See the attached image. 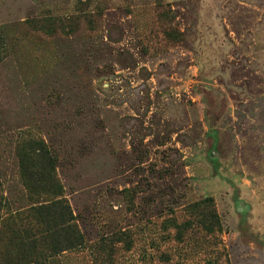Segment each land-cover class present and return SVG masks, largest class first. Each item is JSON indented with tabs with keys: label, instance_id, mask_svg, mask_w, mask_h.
<instances>
[{
	"label": "rangeland",
	"instance_id": "obj_1",
	"mask_svg": "<svg viewBox=\"0 0 264 264\" xmlns=\"http://www.w3.org/2000/svg\"><path fill=\"white\" fill-rule=\"evenodd\" d=\"M0 32V264L54 201L84 244L45 264H264V0H0Z\"/></svg>",
	"mask_w": 264,
	"mask_h": 264
},
{
	"label": "trees",
	"instance_id": "obj_2",
	"mask_svg": "<svg viewBox=\"0 0 264 264\" xmlns=\"http://www.w3.org/2000/svg\"><path fill=\"white\" fill-rule=\"evenodd\" d=\"M49 173L51 171L48 170L49 179L55 180ZM38 210H41L37 214L38 225L29 222L26 226L16 224L12 227L13 236L18 238L29 252L28 256L20 259L17 264H45L50 255L82 247L84 244V236L74 223L67 203L54 201Z\"/></svg>",
	"mask_w": 264,
	"mask_h": 264
}]
</instances>
